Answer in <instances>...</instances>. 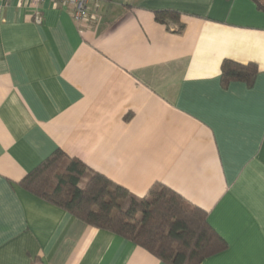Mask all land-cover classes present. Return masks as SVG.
<instances>
[{"label": "crops", "instance_id": "obj_1", "mask_svg": "<svg viewBox=\"0 0 264 264\" xmlns=\"http://www.w3.org/2000/svg\"><path fill=\"white\" fill-rule=\"evenodd\" d=\"M0 6V264H168L18 184L55 149L137 198L159 182L206 210L227 246L199 264H264L263 10L100 0L76 21L51 0ZM224 59L255 64L253 81L224 82Z\"/></svg>", "mask_w": 264, "mask_h": 264}, {"label": "trees", "instance_id": "obj_2", "mask_svg": "<svg viewBox=\"0 0 264 264\" xmlns=\"http://www.w3.org/2000/svg\"><path fill=\"white\" fill-rule=\"evenodd\" d=\"M264 11L260 0H252ZM157 22L173 24L180 33V13L173 9L153 11ZM255 64L228 59L221 63V78L251 83ZM24 189L99 229L117 234L168 264H199L224 250L226 241L212 228L207 211L185 201L166 185L156 182L143 198L77 158L55 149L19 182Z\"/></svg>", "mask_w": 264, "mask_h": 264}, {"label": "built area", "instance_id": "obj_3", "mask_svg": "<svg viewBox=\"0 0 264 264\" xmlns=\"http://www.w3.org/2000/svg\"><path fill=\"white\" fill-rule=\"evenodd\" d=\"M32 2H41L44 0H30ZM57 3L62 4L63 6L70 9L72 17L76 20H84L88 18L90 15L93 16L94 13L91 12V9L98 7V3L100 0H51ZM1 10V6H0ZM34 20L36 23L41 21L40 15L35 13Z\"/></svg>", "mask_w": 264, "mask_h": 264}]
</instances>
